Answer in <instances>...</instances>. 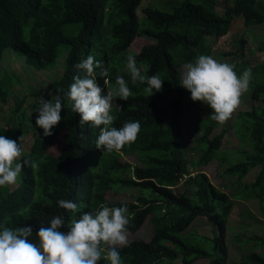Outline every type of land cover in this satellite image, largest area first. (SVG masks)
Wrapping results in <instances>:
<instances>
[{"label": "trees", "instance_id": "1", "mask_svg": "<svg viewBox=\"0 0 264 264\" xmlns=\"http://www.w3.org/2000/svg\"><path fill=\"white\" fill-rule=\"evenodd\" d=\"M142 1L0 0V60L4 50L11 48L25 57L28 69L38 72L54 63L60 46L67 49L62 73L50 84L51 92L62 102L61 120L51 130L53 134L36 136L25 144L27 131L17 123L23 118V101L16 97H12L14 107L8 123L0 125V135L26 147L21 162L30 159L38 164L35 169L23 168L15 188H0V230L31 226L29 239L36 242L39 227L49 226L55 216L64 217L65 227L59 230L66 232L73 218L95 212L102 204L127 205L128 233H136L148 220L151 236L118 249L122 264H194L197 260L229 264L225 234L235 203L201 170L192 171L219 159L228 127L211 119L203 123L192 140L198 159L196 163L188 160L181 143L182 129L203 106L193 102L181 87L179 68L200 55L209 56V39L225 36L237 20L244 29L261 26L264 0H159L141 8L138 18L136 11ZM219 4L222 13L217 12ZM63 26H67L66 32ZM136 37L148 41L137 53L130 50ZM244 44L239 38L238 49L231 54L240 61L228 62L235 65L238 75L250 69L242 60ZM258 49L264 50V43ZM89 55L109 72V84L104 85L97 70L103 94L115 86L117 76L128 82L133 93L127 101L117 98L121 111L113 108L117 117L114 127L128 121L141 125L136 141L120 152L108 154L97 149L100 129L80 125L79 115L72 111L69 87L74 76L83 75L74 66ZM128 55L134 56L142 74L159 75L164 81L159 92L148 97L146 84H132L126 70ZM250 70L249 109L237 112L231 123L250 150L232 152V158L223 157L219 162H227L223 174L241 186L235 198L254 205L257 216L249 213V218L264 224V63ZM8 79H0L2 104L12 88L4 83ZM217 126L221 127L219 132H215ZM60 131L64 138L59 152L53 154L50 149ZM124 156L135 161L124 162ZM255 169L253 179L242 183ZM131 190L137 195L130 202L105 198L107 192ZM61 199L74 202L77 211L61 209L57 203ZM199 217L205 219L210 235L185 234ZM243 234L236 235L234 241L249 245L252 251L240 255L233 264H264V252H259L264 248V232L249 237ZM99 264L108 262L101 260Z\"/></svg>", "mask_w": 264, "mask_h": 264}, {"label": "clouds", "instance_id": "2", "mask_svg": "<svg viewBox=\"0 0 264 264\" xmlns=\"http://www.w3.org/2000/svg\"><path fill=\"white\" fill-rule=\"evenodd\" d=\"M83 73L74 76L69 87L68 97L72 101V111L79 115L80 125L90 124L99 128L95 146L111 154L120 152L126 145L136 141L141 130L139 121H128L122 127H114L117 117L113 114L121 111L117 98L127 101L133 95L128 82L117 76L115 86L104 90L97 83L103 78L104 85L109 84L108 70L102 62L89 55L74 66ZM126 70L132 84H146L144 92L150 97L162 89L163 80L159 75L142 74L132 55L126 58ZM251 80V70L238 75L235 65L220 62L212 56L200 55L194 61L182 65L181 87L190 93L193 102L207 105L210 119L226 123L241 104V98L247 93ZM62 102L59 97L53 100H41L36 109V127L43 130L45 137L51 136L52 129L60 122ZM102 126V127H101ZM21 139V137L19 138ZM22 147L17 141L0 135V188L14 185L25 166L33 169L36 162L25 159L21 162ZM61 209L77 211V205L71 200L61 199ZM129 215L127 205L108 207L100 205L95 212H85L73 218L65 227V219L55 216L49 226H40L36 233V242L31 226L0 230V264H99L105 260L108 264H122L118 249L129 246Z\"/></svg>", "mask_w": 264, "mask_h": 264}, {"label": "rangeland", "instance_id": "3", "mask_svg": "<svg viewBox=\"0 0 264 264\" xmlns=\"http://www.w3.org/2000/svg\"><path fill=\"white\" fill-rule=\"evenodd\" d=\"M159 0H143L140 7L137 9L136 13L138 18L141 17V8L145 6H152L156 4ZM217 12L222 13V5L219 4L217 7ZM67 26H63V32H66ZM239 38H243L244 44V56L242 60L249 64L250 69L256 65L264 63V50H259L258 47L260 43H264V23L261 26H257L251 29H244L240 20H237L233 25L232 29L225 35L217 39L210 38V55L214 59L220 62H230V59L233 61L239 62L240 59L233 57L231 54L235 53L238 49ZM148 41L142 37H136L131 45L130 50L132 52H139L141 47L147 44ZM67 53L65 46H60L56 55L54 63L47 69L40 70L38 72L28 69L25 64V57L12 50L11 48H6L2 54L0 60V79L2 77L9 78L5 84L10 85L11 91H9L7 102L2 104L0 103V125L6 126L10 119V111L14 107V98L22 100L21 107L23 109V118L17 120V123H20L21 127H25L27 133L24 136L25 144H30L34 137L40 136L43 134V130L36 127L35 119L37 116L36 109L40 106L41 100H53L55 101V95L50 90V84L54 80L58 79V76L62 73L63 62ZM62 62V66H61ZM58 65V66H57ZM57 66V67H56ZM180 78L182 75V67L179 68ZM40 93H39V92ZM250 92L251 87L247 93L241 98V104L239 108L234 112L231 118L226 122L228 130L227 135L223 139V143L220 150V156L218 160H214L207 164L204 167H195L192 168V171L196 173L201 170L205 173L210 183L216 186L218 189L226 193L235 203L232 214L228 219V227L230 229L226 230L225 234V245L228 249V258L229 264L237 263L239 261V256L242 254L249 253L252 251L249 245L237 243L234 241L236 235L251 236L253 233L262 234L264 232V224L262 222H253L249 215L253 214L257 216L255 207L253 204L244 202L240 199L235 198V194L238 189L241 188L236 184L235 178H229L223 174V169L227 165V162H219L220 158H232V152H240L242 150H250L248 143L235 133L234 129L231 128V123L236 116V113L239 111H246L250 106ZM264 105V104H263ZM203 108L201 112H196L193 114L192 118L188 120L186 126L182 129L181 134V143L182 147L185 150V154L190 160V162L196 163L198 159L197 152L193 149V138L197 133L201 131V125L210 120L211 110L210 108L202 104ZM19 114V113H17ZM18 116V115H17ZM221 125V124H220ZM220 126L215 128V132H219ZM64 132L60 131L56 137V140L53 146L50 149V152L57 154L60 150ZM22 148V150H25ZM122 161L133 163L135 161L134 157H122ZM234 160V159H233ZM235 160H238L235 157ZM240 160V159H239ZM257 170H252V172L243 178L242 183H248L253 179V174ZM19 183V177L17 182L14 185L4 187V190H11L15 188ZM137 195L135 190L126 191V192H117L111 193L107 192L105 198L109 202L116 201H125L130 202L133 200L134 196ZM250 213V214H249ZM188 233H196L198 236H209L210 228L206 223L204 218H197L188 228ZM151 236V225L146 220L143 226L136 233H129V241L143 239L148 240ZM259 252H264V248L259 250ZM205 260H197L194 264H205ZM173 264H179L178 261Z\"/></svg>", "mask_w": 264, "mask_h": 264}]
</instances>
